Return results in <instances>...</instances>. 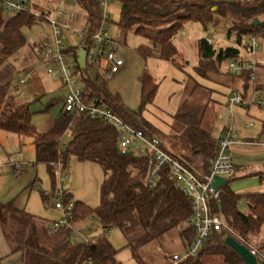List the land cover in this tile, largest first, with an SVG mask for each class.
I'll return each mask as SVG.
<instances>
[{"label":"trees","instance_id":"obj_1","mask_svg":"<svg viewBox=\"0 0 264 264\" xmlns=\"http://www.w3.org/2000/svg\"><path fill=\"white\" fill-rule=\"evenodd\" d=\"M65 1L84 12V25L88 27V33L83 39L74 47L68 46L66 50V56L73 58L77 56L79 45H84L86 50L92 47V36L101 28L102 11L96 0ZM118 1L120 14L117 27L122 34L132 31L152 40L158 47L156 56L171 63L177 59L173 42L183 24L196 22L205 30L213 15L228 18L226 37L234 35L233 45L214 48L203 38L197 41L198 62L195 71L202 77L218 74L223 62L243 58L239 48L248 49L247 44L242 43L243 35L253 39L264 38V20L258 19L264 15V0H239L236 3L214 0ZM50 12L51 9L33 0L28 11L12 13L8 17L0 9V130L17 136L22 143L30 140L34 148V164L45 166L53 186L57 172L65 170L69 157H74L80 163L96 164L103 175L98 204L91 208L81 201L73 200L72 224L76 227L87 218L95 217L103 233L87 238L86 242L70 239L68 228L51 233L40 219L16 207L14 200H11L0 203V224L11 252L19 253L23 264H115L116 250L106 237L111 229L121 233L136 260H139L138 250L141 247L174 229L178 231L186 248L194 238V230L189 225L192 213L190 202L180 187L169 178L165 168L159 170L155 187L149 189L143 185L155 167L150 154L144 157L121 154L119 134L113 127L103 121L77 120L74 115L64 114L61 110L52 128L46 133L38 132L32 124L33 113L29 103L21 100L18 95L20 79L17 84L14 79L19 72H16L12 61L14 55L26 44L23 30L32 27L37 21H47ZM254 20L259 24L254 26ZM45 61L46 57L42 62ZM77 69L88 96L98 97L131 127L148 137H157L163 150L198 178L210 172L209 161L218 153V139L212 137L211 128L205 122L207 104L200 102L204 96L206 100L209 98V89L192 78L187 80L184 98L172 117L170 136L173 137L167 146L163 137L156 133L157 130L140 117V110L152 101L157 88L147 73H143L140 78V110L133 112L118 97L107 92L98 74H90L88 69ZM227 76L234 82L238 78L244 90L254 82L250 80L254 76L251 70L244 71L239 77ZM252 90H264V83L252 84ZM197 91L200 92L198 99L195 96ZM241 96L247 100L246 91ZM256 108L260 110L261 107ZM69 128L71 136L67 138L65 132ZM261 133L264 134V118L261 121ZM194 153L200 155L201 161L195 160ZM230 181L232 178L219 187L221 195L217 201L210 200V212L223 217L239 244L251 245L253 236L264 231V192L235 193L228 186ZM64 195V201L72 199L68 193ZM240 200L247 202V213L238 211ZM226 237L223 231L212 232L196 258H187L179 264H246L225 244ZM258 263L264 264V243L258 247Z\"/></svg>","mask_w":264,"mask_h":264},{"label":"rangeland","instance_id":"obj_2","mask_svg":"<svg viewBox=\"0 0 264 264\" xmlns=\"http://www.w3.org/2000/svg\"><path fill=\"white\" fill-rule=\"evenodd\" d=\"M33 1L49 9L54 7V10L56 4H58L57 0ZM64 9L67 13L72 12L77 17V27L81 29L84 25V12L73 4L66 5ZM11 14V12H4L5 17ZM119 14L120 2L112 0L106 7L107 21L104 24V29L109 31L110 37L120 38L121 47L118 54L123 60V65L117 73L106 81L100 76L101 81L111 96L118 97L130 111L139 112L141 106L140 78L143 73H147L154 80L157 88L152 101L140 110V117L157 130L155 132L160 137H163L167 146L169 145V139L173 137L170 136L173 125L172 117L177 112L184 98L185 94L183 91L187 80L190 78L211 91L209 98L206 100L204 96L205 100L203 99L200 102L207 104L205 122L211 128L213 138L219 139L223 133V128L231 126L233 134L238 139H241L239 138L240 133L244 129H250L245 128L247 123H251L252 127L259 126L258 119L251 120L249 118L255 106L251 104L249 106L234 105L231 108V112L227 106L229 105L228 98L232 94H243L246 91V99L249 101L253 91L252 84L260 85L264 83V38H255V43L259 45V49L254 53H243L245 60L256 63L253 76L254 82H251L252 84L249 85L247 90H244L238 78L234 82L230 76H227L228 62L221 64L218 74L209 77H202L195 71L198 62L196 45L199 39L215 35L216 38L212 42L214 48L234 44L235 38L233 34L230 37H226L227 28L229 27L228 18L217 14L213 15L211 23L205 30L196 22L183 24L181 31L173 42L177 51V59L175 63H171L156 56L158 47L154 45L152 40L134 34L132 31L122 34L117 27ZM49 15L50 19H55V15L52 12ZM258 19L264 20V15H260ZM23 35L26 44L14 55L12 61L16 72H19L14 82L17 84L19 79L23 80V84L18 85V95L21 100L29 103L33 116L38 115L36 113L40 111H45L43 113L48 116L47 119L50 117L54 118L61 109L66 90L64 87V89H61L62 84L59 80L51 79L50 74L47 73V69L57 71V68L52 65H45V62H42L45 59V51L42 47L49 46L53 42L51 26L45 20L37 21L32 27L24 29ZM61 36L63 41L68 43L70 47H74L79 43V37L72 35L68 29H62ZM252 39L251 36L243 35L242 43L249 44ZM67 62H72L71 56L67 57ZM78 84L81 86V83L78 82ZM257 95L263 98L264 90L258 91ZM195 96L198 99L200 92L197 91ZM223 115L225 117L221 118ZM231 115L232 120L230 118ZM262 115H264V109L260 108L259 119ZM43 123L44 125L48 124L46 121ZM49 130L47 129L46 132ZM34 156V148L30 140H24V144L21 145L13 134L0 130V201L7 203L15 200L19 208H24L38 219L52 222V220H57L58 217L52 206V196L59 189L58 172L55 186H53L45 166L34 164ZM70 159L69 161H73L74 157L71 156ZM75 162L73 161L69 164L67 162L68 166L65 169H68V173L71 174L75 171ZM11 163L22 164V173L16 175L10 166ZM61 174L66 177V172H61ZM236 174L238 175L239 172ZM253 183L254 179L239 177V179L230 181L228 186L232 191L244 193L248 189L249 184ZM259 190H262V186ZM261 192H264V187ZM41 196L46 198L42 199ZM98 201V193H92L88 199V205L94 208L97 206ZM237 209L241 213H247L248 207L245 200L239 201ZM87 225L88 227H84V225L76 226L78 234H75L74 237L77 241L83 242L87 238L96 237L102 233L95 217L89 219ZM106 237L116 250L114 256L116 260L124 258L126 254L130 253L123 236L117 229H111ZM250 243L258 247L263 244L264 231L259 235L253 236ZM152 248L156 249V247H151L150 249ZM164 249L166 254H172L173 250H175V243L166 244Z\"/></svg>","mask_w":264,"mask_h":264},{"label":"built area","instance_id":"obj_3","mask_svg":"<svg viewBox=\"0 0 264 264\" xmlns=\"http://www.w3.org/2000/svg\"><path fill=\"white\" fill-rule=\"evenodd\" d=\"M31 1L0 0V9L11 13L28 11ZM111 1L96 0L102 11L101 28L92 36V47L86 50L84 45H79L77 50V54L79 51L86 52L84 69H88L90 74H98L105 81L117 73L123 65V60L118 54L121 47L118 38L110 37L109 31L104 29V24L107 21L106 7ZM57 2L58 4H56L54 10L55 19H50V15L46 17L52 29L53 42L49 46H44L46 57L44 64L57 68V71L47 69V73L50 74L51 79L59 80L66 90L62 100V113L74 115L77 120L103 121L113 127L119 134L118 146L121 154H133L138 157L150 154L153 158L155 167L143 181L145 187L149 189L155 187L159 170L165 168L169 173V178L180 187L181 192L190 202L192 213L189 218V225L194 230V238L182 254L169 256L164 264H179L187 258H196L201 253L204 243L212 232L223 231L227 237L232 236L231 238H233L235 234L228 227L223 217L220 214H212L210 212L209 203L210 200L217 201L221 195L219 188L215 189L212 187L215 178L221 177L227 180L234 177L235 166L231 149L236 145L242 144L243 141L233 134L231 126L224 129L218 139V153L209 161L210 172L203 175L202 178H198L178 160L165 152L161 141L157 137H148L142 131L131 127L106 107L98 97L88 96L82 84L81 86L78 84L81 81L76 63L77 56H73L71 63L67 62L66 50L69 45L63 41L61 36V28H66L71 31L72 35L82 40L88 33V27L83 25L79 29L77 27V17L72 12L67 13L64 9L65 0H57ZM35 15L39 16L40 14L36 13ZM215 38L216 36L213 35L212 37H206L204 40L207 44L212 45ZM247 48V50L241 47L239 49L246 53H254L259 49V45L255 43V39H252L247 44ZM255 66L256 63L245 60L244 57L236 61L230 60L227 65V73L233 76H240L244 71H254ZM250 80L254 81V77L252 76ZM19 83L23 84V80L20 79ZM257 93V90H253L249 101L244 100L239 93L232 94L228 98V110L231 112V108L234 105L249 106V104L264 108V97H259ZM224 117L223 115L221 118ZM230 118L231 120L233 119L232 115ZM65 136L67 138L71 136L70 128L65 132ZM194 158L197 161H201L198 153H194ZM64 184L65 177H62L60 172L58 173L59 189L52 196V206L59 212L60 216L48 225V230L53 233L61 228H68L71 232L70 239L74 240V235L78 234V232L72 224L73 199L64 201V194L66 193L62 188ZM84 241L86 242L87 239ZM240 244L256 258V264H259L258 246Z\"/></svg>","mask_w":264,"mask_h":264},{"label":"crops","instance_id":"obj_4","mask_svg":"<svg viewBox=\"0 0 264 264\" xmlns=\"http://www.w3.org/2000/svg\"><path fill=\"white\" fill-rule=\"evenodd\" d=\"M69 4L71 5L70 2L65 1L64 7L66 5L69 6ZM51 12L54 14V7L51 9ZM230 45H233V44H230ZM240 51H241V55L243 56L244 52L241 49ZM61 89H64L63 86L61 87ZM43 112L40 111L39 113H36L38 114L36 116L35 115L33 116L32 114V118H31L32 124L35 126L36 130L40 133H46L47 129H51L55 121V118L57 116L56 115L54 118L50 117L49 119H47L48 116L44 114ZM259 114H260V110L257 109L256 107L251 111L249 118H251V120L258 119L259 126L252 127L253 125L251 123H247L245 125V128H250V129H244V131L240 133V136H239V138L242 139L243 143L236 145L231 149L232 159H233L234 166H235V175L234 177H232V180L239 179V177L240 178H250L251 180L254 179V183L249 184L246 192L243 193V192L233 191L235 193H239V194L262 193L261 191L263 190V187H264V134L261 133V121L263 120L264 115H262V117L259 119ZM44 121L48 122V124L44 125L43 123ZM248 124H251V125H248ZM251 127H252V130H251ZM224 129L226 128H223V130ZM15 137L17 138L18 142L21 145L24 144L20 141V139L17 136ZM69 160H71L70 157L68 159V164L70 162L72 163L73 161H76L75 162L76 164L74 165L75 171L72 172L71 174L67 172L68 169H65L64 171H62V173L66 172V175H65L66 181L63 186L64 191L68 193L73 200L81 201L88 205V199L92 195V193L93 194L99 193V187L103 179L101 169L96 164H93L90 162L80 163L75 158L73 159V161H69ZM81 165H82V168H81ZM10 166L12 167L13 172L16 175H19L22 173L21 172V168L23 166L22 164L11 163ZM79 168H80V171H79ZM78 171L80 174L78 173ZM238 172H239L238 174L239 177H237L238 175L236 174ZM261 186H262V190H259ZM41 197L42 199L46 198L44 196H41ZM0 203H3V202L0 201ZM14 204L16 207H18V204L17 202H15V200H14ZM246 205H247V202H246ZM21 209H24V208H21ZM55 213L58 214V217H57L58 219L60 214L56 210H55ZM89 219L91 218H87L86 220L80 222L76 226L84 225V227H88L87 221ZM40 220L46 226H48L51 223V221H44L42 219ZM53 221L54 220H52V222ZM170 242L171 244L175 243V250H173L172 254H166L164 252L165 251L164 248H165V245ZM151 247H156V249L155 248L150 249ZM184 249H185L184 243L180 239L178 231L174 229V230L167 232L163 236H161L158 240L141 247L138 250L139 260H136L133 257L132 251L130 249V253L128 255L126 254L124 258H121L118 260L114 258V261H115V264H164L166 259L170 255L182 254ZM0 264H23L22 256L19 253L11 252V247L4 237L1 224H0Z\"/></svg>","mask_w":264,"mask_h":264},{"label":"water","instance_id":"obj_5","mask_svg":"<svg viewBox=\"0 0 264 264\" xmlns=\"http://www.w3.org/2000/svg\"><path fill=\"white\" fill-rule=\"evenodd\" d=\"M218 2H229V3H236L239 0H214ZM215 10V9H213ZM254 26L258 25L259 22L257 20H254L252 23ZM85 51H79L77 54L76 63L78 65V68L80 70H83L85 68ZM226 182V179L221 177H216L215 181L212 184V187L215 189H218L220 186H222ZM225 244L231 248L234 252L238 254V256L246 263V264H256V258L250 254V252L241 244H239L237 241H235L231 237H226Z\"/></svg>","mask_w":264,"mask_h":264}]
</instances>
